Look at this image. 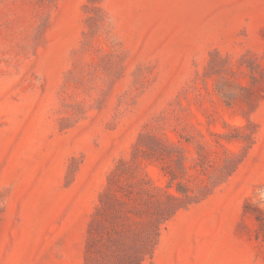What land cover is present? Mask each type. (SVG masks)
I'll use <instances>...</instances> for the list:
<instances>
[{"label":"rangeland","instance_id":"rangeland-1","mask_svg":"<svg viewBox=\"0 0 264 264\" xmlns=\"http://www.w3.org/2000/svg\"><path fill=\"white\" fill-rule=\"evenodd\" d=\"M0 264H264V0H0Z\"/></svg>","mask_w":264,"mask_h":264}]
</instances>
